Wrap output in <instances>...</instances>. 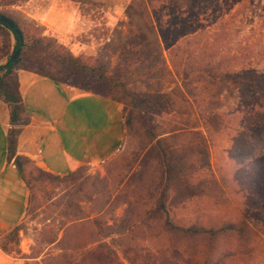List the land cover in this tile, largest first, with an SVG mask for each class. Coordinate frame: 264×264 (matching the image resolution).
Listing matches in <instances>:
<instances>
[{
	"label": "rangeland",
	"instance_id": "rangeland-1",
	"mask_svg": "<svg viewBox=\"0 0 264 264\" xmlns=\"http://www.w3.org/2000/svg\"><path fill=\"white\" fill-rule=\"evenodd\" d=\"M0 13L19 24L26 41L42 27L44 35L55 38L72 56L90 65L109 61L115 79L126 83L149 86L167 71L176 79L184 50L198 53L192 62L196 68L201 59L209 61V54L242 53L251 56V68L264 73V0H192L190 8L181 11L166 0H21L0 5ZM13 44L12 34L0 33L6 55L0 63ZM26 57L33 70L56 72L49 54L32 51ZM142 57L140 71L134 63ZM187 83L175 98H149L142 105L158 138L199 131L206 141L201 156L193 155L186 163L198 169L193 185L202 192L189 197L178 185L184 193L179 197L173 191L170 221L205 226L264 218V107L249 92L216 94L200 75L190 74ZM84 84L103 92L96 82ZM120 105L124 117L127 109ZM211 118L218 123H210ZM145 141L143 132L124 134L116 153L64 179L33 173L21 222L0 230V264H264L260 224H250L245 239L234 233L220 236L221 252L214 261L202 253L206 240L181 235L167 223L143 226L137 235L119 234L131 195L126 185L132 180L151 188L148 180L155 165L146 155L154 141ZM195 158L201 160L198 166ZM185 197L188 200L179 203ZM108 232L112 235L106 238ZM103 243L114 254L108 255Z\"/></svg>",
	"mask_w": 264,
	"mask_h": 264
},
{
	"label": "trees",
	"instance_id": "trees-1",
	"mask_svg": "<svg viewBox=\"0 0 264 264\" xmlns=\"http://www.w3.org/2000/svg\"><path fill=\"white\" fill-rule=\"evenodd\" d=\"M20 1L0 0V5H13ZM72 1L78 2L79 0ZM166 1L169 4H176V8L179 11L184 7L190 8L192 5V0ZM0 16H5L12 20L20 30L22 36L21 41L13 29H10L7 24L0 22V33L7 37H9V34H12L14 38L11 53L7 55L3 63H0V99L9 107L6 162L14 165L28 191H31L32 182L34 181L33 173L35 172L49 178L64 179L69 174L76 172L84 166L65 175H55L35 166L30 158L16 154L17 135L21 131L22 126L28 122L27 111L23 105L19 91L16 73L19 69L46 77L55 83L75 87L123 104L127 109V113L123 117L124 134L126 137L130 134L133 136L136 132H143L146 137L145 143L154 141L146 155V159L155 165L153 173L148 180L149 185L152 182L150 186L148 185L151 188L142 187L136 183L133 184L131 183L132 180H130V186L129 184L126 185L128 188L130 187L131 195L126 201L127 216L120 225V235L128 233L137 235L143 226L147 227L156 223H162L164 226L167 223L170 228L181 235L192 237L194 240L199 238L206 240L207 245L204 244L202 246V253L206 259L214 261L217 256H220L221 252V247L217 244L220 236L234 233L239 238L245 239L247 233L251 231L250 224L253 226L260 224L264 228V218L254 219L251 217H246V219L237 218L230 222L212 221L205 226L197 222L190 223L187 226L174 225L170 221V204L175 201V199L171 198V195L174 193L173 191L177 192L179 197L184 192L189 197H195L202 192L199 186L193 185L198 169L186 163H188L190 157L193 155L194 157L201 156L198 152L206 147V141L199 131L188 132V134L182 132L158 138L159 133H156V130L144 114L143 109L145 110L147 107L146 105L142 106L145 100L147 102L149 98L177 97L180 95V89L187 86L189 75L196 74L203 76L206 80L207 87L216 94L222 93L223 90L228 91L231 89L249 92L254 94L259 105L264 107V73L249 66L251 56L242 53H233L216 57V55L209 54L206 57L209 61L201 59V66L198 65L196 68V65L192 64V62L196 61L195 59H199L197 58L198 53L194 50L193 52L191 50H184L182 61H180V63L184 62V64H181L176 70V79L171 72L167 71L162 77H157L154 83L149 86L143 81L126 83L124 80L115 79V75L110 69L109 61H101L98 64L90 65L81 58L72 56L66 49L56 43L55 38L44 35L42 27H38L40 32L38 36L33 37L30 41H26L23 30L14 19L2 13H0ZM16 50H19V52L16 58L12 59ZM32 51H42L44 54L52 56L56 62V72L40 73L33 70L26 61L27 53ZM5 56L2 53V48H0V61ZM139 61L140 63L141 61L143 62V57L137 59L136 63H134L137 69H140ZM231 64L240 67L239 69H234L235 67H232L233 65ZM171 65L174 69L175 60L171 61ZM127 66L128 68H132L130 64ZM92 81L96 82L99 86L102 85L103 92L100 93L93 89V87H90V85L84 84L85 82L90 83ZM210 123L216 124L218 122L211 118ZM185 135L190 138H187ZM186 151H189L191 155L185 156L184 152ZM194 161L197 163V166L201 162L199 158H195ZM193 162L191 163L193 164ZM28 165H32L30 167L31 171H27ZM156 180H159V182L156 183ZM178 185L181 186L184 192L177 187ZM187 200L186 197L183 199L179 198L180 202H178L185 203ZM247 220L249 221L247 222ZM15 231L17 232L16 227ZM110 235H112L111 232H108L105 237L109 238ZM102 248L106 250L105 252L108 255H111L114 251L106 243H103ZM232 255L234 256L235 253Z\"/></svg>",
	"mask_w": 264,
	"mask_h": 264
},
{
	"label": "crops",
	"instance_id": "crops-1",
	"mask_svg": "<svg viewBox=\"0 0 264 264\" xmlns=\"http://www.w3.org/2000/svg\"><path fill=\"white\" fill-rule=\"evenodd\" d=\"M28 122L18 134L16 153L55 175H65L112 156L124 135L119 103L18 70ZM9 107L0 99V230L21 222L28 190L6 162Z\"/></svg>",
	"mask_w": 264,
	"mask_h": 264
},
{
	"label": "water",
	"instance_id": "water-1",
	"mask_svg": "<svg viewBox=\"0 0 264 264\" xmlns=\"http://www.w3.org/2000/svg\"><path fill=\"white\" fill-rule=\"evenodd\" d=\"M0 22L5 23L9 26L10 29H13V31L19 36L20 40L22 41V36L20 34V30L15 26V23L10 20L8 17L0 16ZM19 50H16L12 56V59H15Z\"/></svg>",
	"mask_w": 264,
	"mask_h": 264
}]
</instances>
